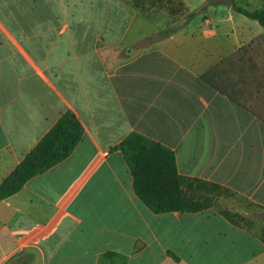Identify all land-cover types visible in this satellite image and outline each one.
I'll list each match as a JSON object with an SVG mask.
<instances>
[{"label":"crops","instance_id":"1","mask_svg":"<svg viewBox=\"0 0 264 264\" xmlns=\"http://www.w3.org/2000/svg\"><path fill=\"white\" fill-rule=\"evenodd\" d=\"M214 3L226 7L147 45L159 31L146 35L128 0H0V183L66 109L85 127L67 158L0 198V264L237 257L221 250L222 230L253 236L242 224L213 207L153 212L111 149L141 131L174 149L183 175L264 206V27ZM214 67L243 106L201 77ZM253 237L258 250L227 264H264V239Z\"/></svg>","mask_w":264,"mask_h":264},{"label":"trees","instance_id":"2","mask_svg":"<svg viewBox=\"0 0 264 264\" xmlns=\"http://www.w3.org/2000/svg\"><path fill=\"white\" fill-rule=\"evenodd\" d=\"M128 2L135 8L138 7L137 0ZM177 2L180 3L178 0ZM229 4L234 10L257 20L264 27V6L248 8L237 4L235 0H229ZM195 15L194 11L189 14L190 17ZM170 32L165 29L151 37L160 39ZM215 71L216 67L203 73L201 77L241 105L233 93L213 81L211 73ZM260 118L264 120L263 117ZM84 131V124L72 109L63 111L58 120L0 183V198L16 193L31 177L67 158L81 140ZM111 149L121 151L132 173L136 195L153 212L202 211L213 206L212 191H233L219 182L183 175L178 169L174 149L141 131L131 130ZM218 212L235 225H241L228 210ZM110 253L106 254L107 258L112 255ZM168 253L179 259L173 251L169 250ZM101 264H113V261L106 259Z\"/></svg>","mask_w":264,"mask_h":264},{"label":"rangeland","instance_id":"3","mask_svg":"<svg viewBox=\"0 0 264 264\" xmlns=\"http://www.w3.org/2000/svg\"><path fill=\"white\" fill-rule=\"evenodd\" d=\"M178 1L180 3L177 0H137V26H141L145 30L144 33L146 35L165 29L170 31L178 30L188 25L191 20L189 14L193 11L196 15H214L226 7L222 3H214L217 0H188L190 2L189 6H186L182 0ZM222 1L229 3V0ZM237 4L248 8L263 7L264 0H237ZM154 41V38L151 37L147 41H142V43L148 45ZM211 194L214 199L212 206L214 209L228 210L239 224H242L243 229L253 234V236L264 238V206L256 204L250 198L234 191L221 189L214 190ZM222 231L225 234L222 235L224 242L220 245L221 250L229 251L235 249L238 253L237 257H233L231 261L224 260L225 264L242 261L258 250V242L253 236L240 230L228 232L225 229ZM256 262L254 260V263Z\"/></svg>","mask_w":264,"mask_h":264}]
</instances>
